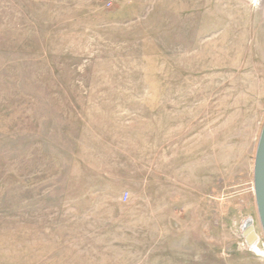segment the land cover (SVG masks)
<instances>
[{"label":"rangeland","instance_id":"obj_1","mask_svg":"<svg viewBox=\"0 0 264 264\" xmlns=\"http://www.w3.org/2000/svg\"><path fill=\"white\" fill-rule=\"evenodd\" d=\"M263 122L264 0H0V264H264Z\"/></svg>","mask_w":264,"mask_h":264},{"label":"water","instance_id":"obj_2","mask_svg":"<svg viewBox=\"0 0 264 264\" xmlns=\"http://www.w3.org/2000/svg\"><path fill=\"white\" fill-rule=\"evenodd\" d=\"M253 192L258 221L264 237V123L262 125L253 161ZM252 235L249 236L251 240Z\"/></svg>","mask_w":264,"mask_h":264},{"label":"built area","instance_id":"obj_3","mask_svg":"<svg viewBox=\"0 0 264 264\" xmlns=\"http://www.w3.org/2000/svg\"><path fill=\"white\" fill-rule=\"evenodd\" d=\"M114 0H107V2H108V4L110 5L112 2H113ZM125 197H126V194L124 195ZM248 231L249 230H247V237H249L250 235H252L253 236V238H254V240H252V246H254V251H261V249L262 248H264V244H263V247L261 246V248H260V246H258V241H257V237L255 238V235L252 233V232H249V234H248ZM252 238V239H253ZM249 242H251V241H249ZM259 242H260V240H259ZM263 243V242H262ZM260 248V249H259Z\"/></svg>","mask_w":264,"mask_h":264},{"label":"bare ground","instance_id":"obj_4","mask_svg":"<svg viewBox=\"0 0 264 264\" xmlns=\"http://www.w3.org/2000/svg\"><path fill=\"white\" fill-rule=\"evenodd\" d=\"M254 2L255 3H257V0H254ZM264 123V122H263ZM263 125V124H262ZM261 128H262V126H261ZM260 131H261V129H260ZM259 134H260V132H259ZM259 137V136H258ZM253 237V236H252ZM246 238H248V237H246ZM263 244H264V240H263ZM260 252H262V255H264V248H262L261 249V251ZM263 257V256H262Z\"/></svg>","mask_w":264,"mask_h":264}]
</instances>
